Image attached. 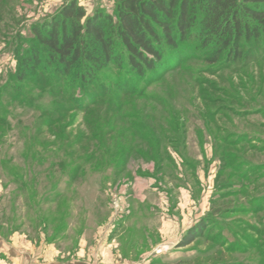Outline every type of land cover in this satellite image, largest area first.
<instances>
[{
    "label": "rangeland",
    "instance_id": "1",
    "mask_svg": "<svg viewBox=\"0 0 264 264\" xmlns=\"http://www.w3.org/2000/svg\"><path fill=\"white\" fill-rule=\"evenodd\" d=\"M64 4L0 0V237L32 264H264V45L214 65L190 42L142 80L110 66L75 104L41 74L15 82Z\"/></svg>",
    "mask_w": 264,
    "mask_h": 264
},
{
    "label": "trees",
    "instance_id": "2",
    "mask_svg": "<svg viewBox=\"0 0 264 264\" xmlns=\"http://www.w3.org/2000/svg\"><path fill=\"white\" fill-rule=\"evenodd\" d=\"M112 1L113 13L97 9L88 16L79 0H65L50 21L35 24L34 45L17 53L15 82L41 74L55 88L69 91L76 104L77 92L89 96L110 66H125L142 80L163 75L162 66L190 42L207 50L214 65L239 61L245 46L264 45V0ZM206 220L191 228L178 248L202 239Z\"/></svg>",
    "mask_w": 264,
    "mask_h": 264
},
{
    "label": "crops",
    "instance_id": "3",
    "mask_svg": "<svg viewBox=\"0 0 264 264\" xmlns=\"http://www.w3.org/2000/svg\"><path fill=\"white\" fill-rule=\"evenodd\" d=\"M18 248L19 250L15 249ZM15 249V250H14ZM29 250H22L20 246L14 243L3 240L0 237V264H32L34 260V252ZM80 258L84 256V254H79ZM85 259V258H84ZM73 264H88L87 261L74 262Z\"/></svg>",
    "mask_w": 264,
    "mask_h": 264
}]
</instances>
